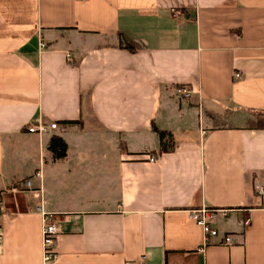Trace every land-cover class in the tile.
Instances as JSON below:
<instances>
[{"label":"crops","instance_id":"1","mask_svg":"<svg viewBox=\"0 0 264 264\" xmlns=\"http://www.w3.org/2000/svg\"><path fill=\"white\" fill-rule=\"evenodd\" d=\"M257 111L264 0H0V264H44L38 204L58 226L46 264H264ZM202 205L226 209L207 244Z\"/></svg>","mask_w":264,"mask_h":264},{"label":"built area","instance_id":"2","mask_svg":"<svg viewBox=\"0 0 264 264\" xmlns=\"http://www.w3.org/2000/svg\"><path fill=\"white\" fill-rule=\"evenodd\" d=\"M179 9H175V13H180ZM45 42L41 41L40 46H44ZM234 76L236 78L242 77L241 71H235ZM192 89L189 86H181L178 88V93L182 96L188 97L191 94ZM57 123L51 122L49 124L43 122L42 120L32 121L26 125V129L30 132L43 133L48 130V128H56ZM149 160L154 161L156 158L151 155ZM26 184L30 185V180H26ZM255 190L257 194L261 197L264 196V186L256 183ZM42 213V262L44 264L52 261L58 255L56 249V235L58 232V226L55 221L52 212L44 211L41 204L37 205ZM226 212L225 208L210 207L207 205H202L200 207H192L189 209L191 217L200 225L204 231V243L207 244L211 237H216L220 235L218 228L213 226V219L216 217L217 213ZM248 221V220H247ZM224 243L232 244L234 243L233 236L231 234H225L223 236ZM135 264H148V259L145 254H142L136 261Z\"/></svg>","mask_w":264,"mask_h":264},{"label":"trees","instance_id":"3","mask_svg":"<svg viewBox=\"0 0 264 264\" xmlns=\"http://www.w3.org/2000/svg\"><path fill=\"white\" fill-rule=\"evenodd\" d=\"M120 44L132 51H135L139 45L124 31L120 32ZM68 122L74 121L70 120ZM247 124L250 128L263 129L264 111H257L252 113V115L247 118ZM153 129L157 131L159 135L165 140L164 150H170L174 147V137L171 131L160 129L154 124ZM48 148L50 149L54 157H63L66 154L67 146L65 140L60 135L54 134L50 137Z\"/></svg>","mask_w":264,"mask_h":264}]
</instances>
